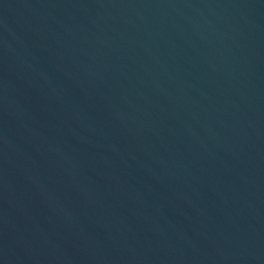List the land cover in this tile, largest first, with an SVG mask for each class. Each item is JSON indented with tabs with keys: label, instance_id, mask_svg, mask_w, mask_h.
Wrapping results in <instances>:
<instances>
[{
	"label": "water",
	"instance_id": "1",
	"mask_svg": "<svg viewBox=\"0 0 264 264\" xmlns=\"http://www.w3.org/2000/svg\"><path fill=\"white\" fill-rule=\"evenodd\" d=\"M0 264H264V0H0Z\"/></svg>",
	"mask_w": 264,
	"mask_h": 264
}]
</instances>
